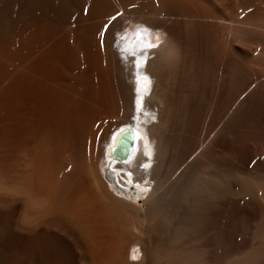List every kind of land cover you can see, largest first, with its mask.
<instances>
[{
  "label": "bare ground",
  "instance_id": "obj_1",
  "mask_svg": "<svg viewBox=\"0 0 264 264\" xmlns=\"http://www.w3.org/2000/svg\"><path fill=\"white\" fill-rule=\"evenodd\" d=\"M198 49L226 83L202 125L233 130L264 96V0H0V264H264V142L167 135Z\"/></svg>",
  "mask_w": 264,
  "mask_h": 264
},
{
  "label": "rangeland",
  "instance_id": "obj_2",
  "mask_svg": "<svg viewBox=\"0 0 264 264\" xmlns=\"http://www.w3.org/2000/svg\"><path fill=\"white\" fill-rule=\"evenodd\" d=\"M128 16H130L128 18V20L130 22L133 21V18L138 17L136 13H130ZM229 16L232 19H236L235 18L236 17L235 11L232 10L229 13ZM246 16H247V13H245V14L243 13V15L241 17L243 19H246ZM246 20H247L248 24L249 23L250 24L251 23L256 24L258 21L256 15L247 16ZM253 27H256V26H253ZM256 28H258V26ZM216 52H217L216 50H207V51L205 50V51H203V50L198 49L197 53L194 54L192 57L193 63H192L191 68H190L189 80L187 83L188 87L185 88L186 89V96H185L186 101L183 104H179V105L177 104L174 107V109H173V120L170 122L168 130H167V135L172 140L171 141L172 147L174 149L175 154H177L179 151H181V148L183 147L182 143H184V137H185L186 133L187 134L188 133L189 134L195 133L198 137H200L204 133V135L207 138L205 139L206 140V141H204L205 144L202 147L203 148L208 147V149H207L208 153H211L213 148L215 146L217 147V145L219 144V145L224 146V148L227 151H230V154L233 152L231 155H236V153H238L240 158H241L240 155H242L244 152H246L247 147L253 148V147L257 146L259 139H260L259 144L260 143L262 144V142H264V139H263L264 136H262V135H264V133H263L264 132V96L260 100H258V102L248 101L247 105H245V108L243 109V112H242V120H243L242 124L233 130H230V131H212V133H211V131H210L211 129L209 128L210 127L209 125L207 126V124H206V127H205V125L204 126L202 125V123H203V116L202 115H204L205 112H207L211 109H214V107H216V105H218L219 101H221L223 99V97H224L223 93L225 92V88L223 86V84L225 83L224 80H221V78H220L221 81L216 82L217 79L215 80V78H214V74H219V72H218L219 67H217V65H216L219 62V57L215 54ZM213 58H215V59H213ZM193 66H194V68H193ZM167 97L169 99L173 97L172 85H169V87H168ZM244 99L245 98H242L239 101V103L242 102ZM234 110H236V107ZM233 114H234V112H233ZM194 119L197 120L198 128L196 131L192 130L193 132H191L190 124H192ZM246 123H248V124H246ZM203 127H205V128H203ZM209 131H210V133H209ZM211 135H214V136H211ZM253 135H255V136H253ZM254 143H256V144H254ZM241 147H243V148H241ZM234 152H235V154H234ZM258 158L260 160L261 159L263 160V157H261V156H259ZM201 163H202V165H204V164H207L208 162L206 160H202ZM110 170L111 169H109L107 172H110ZM172 174H174V170L172 171ZM105 176H106L107 182L112 184L113 187H115V188L117 187L119 189V186H117V183H119V181H118V178L114 175V173L106 174ZM114 185H116V186H114ZM118 189L116 191L118 192L119 195L122 194V192L125 193V191L120 192L121 189L124 190L123 188L120 187V190H118ZM260 224L263 226L264 222L261 221ZM262 235L264 237V233H262ZM132 258L135 259V257H132Z\"/></svg>",
  "mask_w": 264,
  "mask_h": 264
},
{
  "label": "water",
  "instance_id": "obj_3",
  "mask_svg": "<svg viewBox=\"0 0 264 264\" xmlns=\"http://www.w3.org/2000/svg\"><path fill=\"white\" fill-rule=\"evenodd\" d=\"M122 131H124V130H122Z\"/></svg>",
  "mask_w": 264,
  "mask_h": 264
}]
</instances>
